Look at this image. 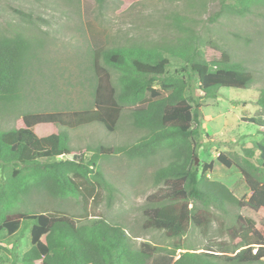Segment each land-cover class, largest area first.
<instances>
[{"label": "trees", "instance_id": "obj_1", "mask_svg": "<svg viewBox=\"0 0 264 264\" xmlns=\"http://www.w3.org/2000/svg\"><path fill=\"white\" fill-rule=\"evenodd\" d=\"M257 5L264 6V0H248L239 7L228 4L224 9L243 15ZM30 46L20 33L0 36V101L18 98ZM202 49L188 40L169 50L140 46L91 50L95 79L91 108L24 114L20 127L0 131V231L13 237V251L26 231L31 244L20 258L13 254L12 264L148 263L157 248L146 242L135 245L121 224L99 215L78 219L61 211L49 212L34 201L38 196L60 201L73 198L86 209L90 201L99 204L102 191L111 201L115 189L98 167L100 159L110 156L159 157L166 162L154 172L157 190L146 198L142 227L163 231L167 238L184 236L192 225L205 232L212 215L192 201L212 205L224 214L229 206L264 211V127L255 117L243 120L257 126L262 138L252 148L242 149L243 160L234 161L224 153L216 158L225 168L237 170L248 197L237 198L227 186L210 180L213 163H196L198 141L202 135L208 138L202 129L201 100H216L222 88L245 89L253 82L251 73L233 63L227 53L208 61ZM165 51L182 61L173 73L168 71L171 62ZM109 69L118 74L115 82ZM253 104L264 112V89ZM125 110L132 126L145 134L128 146L98 145L88 159L70 150L65 131L45 137L35 133L37 126L74 129L93 122L113 133ZM226 232L229 241L216 249L205 246L198 252L175 246L170 264H264V225L236 214Z\"/></svg>", "mask_w": 264, "mask_h": 264}, {"label": "rangeland", "instance_id": "obj_2", "mask_svg": "<svg viewBox=\"0 0 264 264\" xmlns=\"http://www.w3.org/2000/svg\"><path fill=\"white\" fill-rule=\"evenodd\" d=\"M248 0H0V36L17 33L30 43L19 84L18 98L0 101V131L20 127L21 117L28 113H71L92 106L95 79L91 66V50L96 48L130 47L175 49L178 44L197 42L206 60L218 59L227 53L233 63L242 65L253 77L245 89L222 88L216 100H201L202 129L199 163H213L208 177L227 186L237 198L248 197L249 191L236 169H227L216 161L224 153L241 162L243 148L259 142L258 127L243 118L255 117L264 127V112L253 104L264 89V6H252L243 15L228 12L225 5H247ZM13 9L32 14L29 20ZM221 11V13H220ZM220 13V15H216ZM166 52V51H165ZM169 52V51H168ZM170 59L169 73L182 61ZM112 80L118 75L112 69ZM65 131L68 147L88 159L98 145L117 147L134 144L144 134L132 126L130 113L123 111L116 130L108 133L98 122L74 129L60 126H37L38 137ZM71 156L66 158L71 159ZM159 157L130 160L124 155L100 159L98 167L115 191L111 201L102 191L99 204H83L73 198L52 200L44 196L34 199L44 210L61 211L80 219L84 215L102 217L121 224L134 244L149 243L157 248L147 264H170L175 246L200 251L229 241L226 229L236 214L249 216L257 226L264 225V211L228 207L224 214L212 205L192 201L205 208L212 220L202 233L193 225L180 238H167L163 231L143 229L146 198L155 192L154 172L165 165ZM38 210V207L35 208ZM83 220V219H81ZM5 230L0 231V264H12L13 254L19 258L30 244L26 231L16 243Z\"/></svg>", "mask_w": 264, "mask_h": 264}, {"label": "water", "instance_id": "obj_3", "mask_svg": "<svg viewBox=\"0 0 264 264\" xmlns=\"http://www.w3.org/2000/svg\"><path fill=\"white\" fill-rule=\"evenodd\" d=\"M198 161H199V158L196 159V163H198Z\"/></svg>", "mask_w": 264, "mask_h": 264}]
</instances>
